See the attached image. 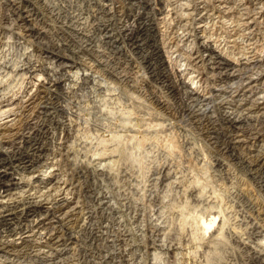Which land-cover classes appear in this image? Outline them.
<instances>
[{
    "label": "bare ground",
    "instance_id": "6f19581e",
    "mask_svg": "<svg viewBox=\"0 0 264 264\" xmlns=\"http://www.w3.org/2000/svg\"><path fill=\"white\" fill-rule=\"evenodd\" d=\"M34 1L31 2V0H3L4 6L13 13L12 15L15 17L14 19L16 20V22L19 23L21 31L23 33L22 36L25 37V39L32 38L31 41L35 39V42L39 44V46H43L44 44H46V49H44L43 53H40L39 55L40 60L38 61L37 60L31 61L28 57L29 53L28 54L24 53V55H22L20 59L18 58V60L10 59L8 61L5 62L2 61V63H0V178L13 177L12 176L13 173L11 171L15 170L16 169L15 167L19 165H23V169H25L24 170L25 175L27 174L26 177H28V179H33V178L35 179L40 177L41 182H39L37 185L28 183L26 186H22L26 183L24 181L25 177L20 179L25 182L24 184H21V182L17 181L16 183H11V184L8 183L5 185L2 183V181H0V188L2 189L4 188L3 191L0 190V226L2 227V229L1 228L0 229L4 230L3 231L4 235L2 234V236L0 237V252H5L7 250L8 253L9 249L11 247H15V245H17L18 247L21 246L22 248L24 245H25L24 247H26L27 246L26 244H31L30 246L33 247L32 257L34 258L35 264H168V258L170 257H173L172 258L174 261L173 264H187L186 262L191 259L188 260L186 259V261H184L185 259L184 256L188 257L189 256L188 254H190L192 257V254L188 252L179 251L180 242L178 243L179 248L177 247L176 244H174V242L177 240L175 239L176 237H174L175 240L173 241V243L171 241L170 242L167 241V237H169V234L173 233L171 232L172 229L171 224L173 223H170L169 225L168 222V221H172L173 215L171 216L172 219L169 220L170 219V217H168L169 215L165 217L163 216V214L165 208L173 206L172 203H171L172 205H170L169 203L171 200L168 202V199L171 196L170 194L173 193L170 192L171 189L173 190L172 187H175L176 185L180 184L179 186L182 187V192H183L182 198L184 197V195L191 194L192 197H194V199H196L197 201L196 205L199 204V209H197L198 207L196 206H195L196 208H194V206H191L192 209L195 210L197 209L201 211L200 212L201 214L196 212L199 214L198 216H196L197 214L194 215L195 213L192 214L193 211L191 212L190 217L183 215L185 214L184 212L188 211V209L190 208V204L186 200H184L183 202L184 198L181 201V203L183 202L181 208L177 206V209H175L176 205H178L176 203L175 208L171 207L169 209L172 211L174 210L176 211L179 208L178 213L180 212V215L183 216L180 217L183 218L184 220V221L180 220V222L183 221V223H179L180 217H178L177 219L179 226L180 224L182 226L179 227L180 229L186 228V226L189 223H191L192 220L191 223L192 237H190L189 235V237L191 238L189 240L193 239L195 243L198 244L205 243L204 245H206V240L209 237V235L213 239H218V240H220L223 237L224 230H226L225 227L227 226L226 224H228L226 219L227 218L226 216L228 215L225 214L224 207L222 209L221 206L216 207L210 202H208L209 200H207L205 197V191H204L205 187L203 189L204 184L201 185L202 182L200 183L197 180L192 181L191 179L190 184L189 183L186 184V182L184 183L185 176L183 178L181 174L179 175L180 170L178 171L177 168H174L173 163L169 165L166 162L168 165L164 163L163 165H157L158 162L157 163L155 162L156 165L152 167L149 166L150 168H148L149 169L148 171L147 169H145V171L148 172V174L144 173L147 176L146 175L143 176L142 171H144L143 169L144 163L145 160L146 161L148 160L146 158L147 154L145 155L144 153L145 146H147L148 136L146 137L147 139L143 138V136L142 138L137 137L136 132L138 130L137 129L138 127L135 126L136 124L133 123L132 121L133 119L131 120L130 118L131 116L130 113L133 110L130 111L129 113L128 112L129 110L126 109L128 110L127 111L128 113L126 112L124 114L123 113L124 111H122V114H124L125 116L124 115L121 116L120 120L109 121L111 119V118L109 119V117L112 116L110 110H113L109 108L110 105L112 104L111 101H114L115 99L119 100V98H115V96L112 93L114 87H112L111 84H109V82H107L103 78L102 72L100 73L101 70L99 71L98 66L95 65L94 62L92 63L88 59L79 57L78 53L73 49H71L73 46H69L66 43V41L63 39L64 37H62L60 33L59 34L55 33L53 30H50L51 28L49 29L44 22H40L37 20V17L34 16L35 12L33 13V9H32L33 8L32 3H34ZM93 1L94 0H92V2ZM132 1L139 2V0H132ZM140 1L142 4L144 3L143 7L145 9L150 8L151 6L150 4L152 2L150 3L149 0H147L146 2H142V0ZM196 1L198 2H196L197 5L196 7L194 6L195 7L194 10L197 13H199L198 15H202V18H204V20L202 19L201 23H199L196 31L199 34L198 35L199 40L201 41V48H202L201 50H203L204 54L205 53L206 54L203 56L201 52L195 55L192 54L187 59H189V61L191 63H194L197 67L200 66V65L198 66V64H200V62L202 61L204 65V61H205L208 63L209 68H212L213 70L216 67H219V65L221 64H226L230 66L231 67L230 71H231L232 69L238 68V66L243 65V63L245 62L250 63L251 60L249 57L248 58L242 57L243 50L239 43V37H242L241 35H239V33H242L240 32V26L244 25L250 28L255 21H259L257 20L258 10L255 9V11L257 10L256 12L252 10L251 12L253 14L251 15L247 11L248 7L244 6V3L242 4L237 2L239 4L236 5V2L234 1L235 3L233 4L236 6L231 7L232 5H230L231 4L230 2H233V0H196ZM94 2L90 4L93 10L94 7H96L97 5ZM190 2L187 3L190 4ZM182 3L184 2L182 1ZM259 3L261 2L259 1ZM188 4L186 5L184 4V5L187 6ZM249 10L251 9L249 8ZM223 11L229 13L231 11L233 12L229 16L230 17L229 24L231 23L232 25L236 26L234 32L231 26L228 24V22L227 23L224 22L226 24V27L228 28V32L230 33L229 35L230 39L226 44L229 45V47L232 48L233 50L231 49L229 50V47L224 49V46L226 45L222 47L218 41H215L214 39L212 40L210 37L211 35L209 36L208 34V30H210L207 29V27L209 26L208 19L220 18V20L218 21H224L222 20L224 19V17L220 15L221 12ZM192 14L193 13H190L191 16ZM206 15L209 16V18H206L205 17ZM262 15H264V11L262 12ZM136 19L133 20H136L135 23L137 24V27L135 25L136 27L135 29L134 27L131 28L133 29V31H135V34L132 35L133 36L132 41H134L135 43H140L141 41L143 42V40H148L149 37L152 38L154 35L151 34H158V31L155 28L158 25L157 23H155L156 19H151L148 13L141 14ZM116 21L120 22L118 24H121L123 22V19L120 17ZM189 21L190 20H188V22ZM106 24L102 23L100 25L103 26V28L101 29L103 30V33H105L103 34L105 39L108 40L110 44L111 43L117 44L119 42L118 34L114 31V29L111 30L112 28L111 26H110L111 28L109 29V27ZM125 26L122 25L120 27L119 26L117 27L121 31L120 34L121 33L123 34L128 29L129 26L128 25H127L128 27ZM212 26H214V24ZM97 27L99 26L97 25ZM236 34L239 35V37H237ZM187 35H188L187 37H189L191 34L188 32ZM238 49L239 52L237 51ZM39 51H41L40 48ZM237 52L239 54L238 56L241 55V58H243V60L246 59L245 62H243V60L240 57H239L240 59L235 57L237 55ZM245 55L247 54L245 53ZM253 58H257V57L253 56ZM51 59H53L54 61H52ZM39 62L40 64L37 65ZM76 63L78 64V66H75ZM42 76H44L43 77L44 81L40 85L41 88L45 89L44 91H46V94H48V98L46 99L47 101L46 104H49L48 101L52 100L49 97V95H55V93H57L58 91H62V93L64 92L63 94H69L77 89H84L85 92L86 93L88 92L90 95L89 103L86 100L88 103V106L86 107H90V109L94 110L97 114L102 116V119L103 117L108 119L106 122L104 121L105 124L108 121L112 122L111 123L112 128H110L111 132L108 129H105V127H103L101 124H97L98 121L97 122L94 121L97 120L95 118L98 115L92 120L93 122L83 118L81 119V117H79L78 120H80V123H78L75 127L74 125L71 124L73 123L71 119H68L67 121L68 123H65V129L68 132L73 131L75 138H77L76 140H78L77 145L73 142L68 143L67 146L63 145L64 147L61 145L63 149H65V152L61 153L63 149L62 147H60L58 151L51 150L52 152L48 154L49 156L46 155V157H42L41 152L44 151V146L41 144L40 141V139H42L40 138V134L42 130V126H41L42 123H40V119H41L40 117L41 115L44 116V114L41 113H45V112L40 110H37L35 112L31 111L30 115L28 114L29 116L26 115L24 117L21 114L23 118L21 117L18 119L13 116L15 115L14 114L15 111L20 109L18 107H23L27 109V108H31L32 104L34 103L33 100L34 96L30 94L31 93L30 87L23 88L24 83L26 81L25 79L27 77L29 79H34L35 77L39 78ZM18 90L20 92H18ZM19 93H21L20 96H18ZM39 93L41 92L39 91ZM260 96H258V98L256 97L255 98L256 100L259 101V102L257 101L258 104H263L262 108L264 110V95H262L263 98ZM81 100L82 99H80V102ZM121 101H123V98L121 99ZM52 102L50 103L56 104ZM114 102L116 104L120 103V101L119 103H117L118 101L117 102L114 101ZM39 104L35 105V107H37L38 109L41 108L46 109L48 107V105L44 104L43 106H39ZM158 104H160L163 107L167 106V102L165 100H159ZM256 104L253 103V105ZM81 105L83 104L81 103ZM60 107H61L60 109L61 111L66 110L64 105H61ZM82 107L83 106H81V108ZM86 107L85 110H87ZM89 111L91 110H88V112ZM80 113L82 115H85L81 111ZM261 113H263L264 115L263 111ZM45 114L49 115L47 113ZM250 114L251 112L248 111L246 112V114L244 113L245 115L244 117L240 114L243 118H237L233 115L230 117L228 116L229 118L227 119L232 124H234L235 127L238 126L242 127V125L245 123L244 121L249 120L253 116ZM72 116L74 117V115ZM17 120L19 121L17 122ZM78 120L76 119V121ZM24 122L26 124L24 125L23 128L20 129L17 127V125L21 126V124ZM257 122L255 119V124ZM99 123H101V120L99 121ZM247 123H250V121ZM247 123H245L246 126ZM111 125L109 126L111 127ZM150 125L151 126L146 125L147 126V127L145 126L146 128L144 127L145 129L144 132L148 133L150 129L154 131L163 128L161 122L160 123L155 122V124H150ZM72 126L73 129L71 130ZM106 130H108L109 133L111 134H108ZM161 131H164V129ZM169 138L170 137H167L165 141L161 142L162 143L161 151L166 156L175 158V156H178L181 153L182 150L181 145L177 143V141H175L176 140L175 137L174 140ZM262 138L263 139H261L260 145L258 146L259 149L256 148L258 150V154L256 156L257 158L255 159V162L252 161L253 164H251L252 166L251 169L252 171H254L253 173H255V175L264 173V137ZM239 142L242 143L243 141L239 140L238 144ZM62 143L64 144V142ZM72 143L75 144L77 147ZM5 147L7 150H5ZM189 150H188L189 154L192 155L193 146H191ZM32 155L33 158L37 157L41 159L42 162L40 164L43 163L42 166H40L41 168L38 167L39 169H37L35 167L34 165L35 163L32 160ZM148 157H150L149 151H148ZM176 158L177 160L179 159L178 157ZM199 158L201 159V157ZM172 161L174 160H171V162ZM148 165L146 164L145 166ZM175 167L177 166L175 165ZM179 167L182 166L180 165ZM202 167L204 168V166ZM200 169L202 168L200 167ZM31 181H35V180H31ZM201 181L204 180L201 179ZM232 181L234 180H231V183L233 186L236 187L237 191L240 192V195L243 194V197H245L244 196L245 194L249 199L253 196V194L252 196H250V191L252 190L249 191V188L247 187L248 184L247 185L245 184L246 182L244 183V181L242 180L237 182L236 181L232 182ZM159 187H161V189ZM157 189H160L161 191L158 192ZM185 199H187V196L185 197ZM175 201L173 200V202ZM251 201L254 202V199H252ZM154 205H155L154 207L155 209L152 207ZM188 212H186L185 215H188L187 214ZM174 217L176 219L175 214ZM261 220L262 221L260 223H257V226H259L261 229H264V218H262ZM175 231L177 232V230ZM178 232L176 234H178ZM174 235L175 234H173V236ZM176 242H178V240ZM196 248L197 250H199L198 248H200V246L198 245V247ZM200 249H202V247ZM254 251L259 264L260 263L264 264V239L257 243ZM180 252L182 253V257L179 258L178 253ZM192 253H194V251H192ZM17 264H23V263L19 262Z\"/></svg>",
    "mask_w": 264,
    "mask_h": 264
},
{
    "label": "rangeland",
    "instance_id": "374dc122",
    "mask_svg": "<svg viewBox=\"0 0 264 264\" xmlns=\"http://www.w3.org/2000/svg\"><path fill=\"white\" fill-rule=\"evenodd\" d=\"M33 1L34 0H31V2ZM146 1L147 0L145 1L142 0V2H146ZM182 1L184 3H182ZM186 1L188 3L190 1L191 2L190 4H188ZM234 1L236 2V5H238L239 3L242 4L244 3V6L248 7L247 11L251 15L253 14L251 11L252 10L255 11V9H257L259 11L258 12L256 10L257 18H258L257 20L259 21H255L256 24L254 22V24L250 28L244 25L240 26V32L242 33H239V35H241L242 37H239V35L237 34L236 35L237 37H239V43L240 46L242 47L243 55H245V53L247 54L245 56L242 55V57L243 58L249 57L251 62L246 63L245 62L246 59L243 60V58H241V55L238 56L239 55L238 54L239 49H238L237 55L235 57L237 58L240 57L245 63H243V65L241 66H238V68L232 69L233 71L232 70L230 71L231 67L226 64H221L219 65V67H216L213 70L212 68H209L208 63L205 61H204V65L202 61L200 62V64H198V66L200 65L201 67L200 66L197 67L194 63H191L189 59H187L192 54L195 55L200 52L202 56L206 54V53L204 54V51L201 50L202 49L201 41L199 40V36H198L199 34L196 31L199 23H201L202 19L204 20V18H202V15H198L199 13H197L194 10L197 5L196 2H198L196 0H177V1L149 0V2L152 3L150 4L151 5L150 8H146V9L143 7L144 3L142 4L140 0L139 2L137 1L134 2L132 0H96L94 3L97 5L96 7H94V10L90 5L93 3L92 0H35L34 3H32L33 13L34 12L36 13V14L34 13V16L37 17V20L40 22H44L47 25V27L49 29L51 28L50 30H53L55 33L57 34L60 33L62 37H64L63 39L66 41V43L69 46H73L72 48L71 47L70 48L76 51L79 57L88 59L92 63L94 62V64L98 66L99 71L101 70L100 73L102 72L103 78L107 82H109V84H111L112 87H114V89L112 88L114 90V91L112 90V93L115 96V98H119V100L115 99L114 101L116 102L118 101L117 103H119L120 101L119 104L121 106L119 104H116L114 101H111L112 104L110 105L109 108L113 109L110 110L112 113L111 115L113 117L109 115L110 116L109 119L111 118L109 121H115V120L118 121L120 120L121 116H123L128 110L129 113L132 110L134 111L130 113L131 114L130 118L131 120L133 119L132 120L133 123L136 124L135 126L138 127L137 128L138 130L136 132L137 137L142 138L143 136V138H146L148 136L147 146H145L146 151L144 150L145 155L147 154L146 158L148 160L147 161L145 160L144 163V168H143L144 171H142L143 176L146 175L144 173L148 174V172H146L145 169H147L148 171L149 170L148 168H150L149 166L151 167L155 166L157 162H158L157 165H163V163L166 165L168 164L170 165L173 163V167L177 168L178 171L180 170V172H182V173L179 172V175L181 174L183 178L185 176L184 183L186 182V184L188 183L190 184L191 179L192 181L197 180L200 183L202 182L201 185L204 184L203 189L205 187L204 190L205 197L207 200H209L208 202H210L216 207L221 206L222 209L224 207L225 214L228 215L226 216L228 224H226L227 226L225 227L226 230H224L223 237L220 240H218V239H213L209 235V237L206 240V245H204L205 243L204 244L195 243L193 239L189 240L191 239L190 237H192L191 235L192 220L191 223L187 225L188 229L187 226L184 229L183 228L180 229L179 227L181 226V224L179 226V223H183L184 220L183 218H181L183 216L180 215V212L178 213V210L183 205L184 200H186L190 204V208H189L190 211L189 209H188L189 212L186 211L188 212L187 213L188 215H185L186 212H184L185 214L183 213L182 214L184 216L190 217V214L193 211L192 214L195 213L194 215L197 214L196 216H198L199 214H201L200 213L201 211L197 210L199 209V204L196 205L197 201L196 199H194V197H192L191 194L184 195L183 197L184 199L182 198L183 192H182V187L179 186L180 184L176 185L177 188L176 186L172 187L173 190L171 189L170 192L173 193L170 194L171 195L170 198L173 197L175 199L173 198L172 199L176 201L173 202L172 199L170 198L168 199V202L171 200L169 203L170 205L173 204V206L165 208L163 216L167 217L169 215L168 216L170 217L169 220H171L173 217L172 221H168V222L169 225L170 223H173L175 227L173 224H171L172 226L171 232L173 233L169 234V237L170 235L171 237L170 238L167 237V241L168 242L171 241L173 243V241L177 239L178 242H176L177 241L176 240L174 244H176L177 247L180 245L179 246L180 248L178 247L179 251L188 252L192 254L193 258L191 257L190 254H188L189 255L188 257L183 255L185 258L184 261H186V259L187 260L191 259L186 262L187 264L189 262H190L189 264H195V262L196 264H203V262L204 264L205 263L207 264V261L208 264H259L254 250L256 248L257 243L264 239V233H263L264 229H261L259 226H257V223H260L262 221L261 219L264 218V173L255 175V173H253L254 171H252L251 169L252 168L251 164H253L252 161L255 162V159L257 158L256 157L258 154L257 149H259L258 146L260 145V141L261 139H263L262 137H264V119H263L264 115L263 113H261L262 111L264 112L262 108L263 104H258L257 103L258 100H256L258 96L261 95L260 97H262V95H264V34H263L264 15H262V12L264 11V5H263L264 0H253V1L233 0V2H230L231 3L230 5H232L231 7L236 6L233 4L235 3ZM259 1L263 4L259 3ZM0 3H1L0 4L1 5L0 6V61L1 62L0 63H2V61L5 62L10 59L18 60V58L20 59L22 55H24V53L26 54L29 53L28 57L31 61L40 60L39 55L40 53L44 52V49H46V44H44L43 46H39V44L35 42V39L32 41H31L32 38L25 39V37L22 36L23 33L21 31L19 23L16 22V20L14 19L15 17L12 15L13 13L4 6L3 0H0ZM184 4L185 5L188 4V5L185 6ZM249 8L251 10H249ZM121 12L123 15L121 14ZM144 13L146 14L148 13L151 19H156L155 23H157L158 25L155 28L158 31V34H151L154 36L153 37L151 36L152 38L149 37L148 40H143V42L141 41L142 42V43L140 42L141 44L135 43L134 41H132L133 38L132 35L135 34V31H133V29L131 28L134 27L135 29L137 27V24L135 23L137 20L136 18H138L141 14ZM190 13H193L192 16L190 15ZM231 13L233 12L232 11L230 13L224 11L221 12L220 15L224 17V19H222L224 21H218L220 20V18L211 19L209 18V16L207 15L205 16L206 18H209L208 19L209 26L207 27V29L211 30V31L208 30L209 36L211 35L210 36L211 39L218 41L222 47L226 45L224 46V49L229 47V45H227L226 43H228L230 39L229 36L230 33L228 32V28L226 27L225 23L228 22L229 24L230 22L229 16ZM120 17L123 19V22L121 24L124 26L126 24L125 27L129 26L126 32H124L125 34L124 33L120 34L121 31L119 30V28H117L118 26L119 27L122 26L121 24H118L120 22L116 21ZM188 20L190 21L188 22ZM102 23L105 24L107 23L106 25L109 27V29L112 27L111 30L114 29V31L118 34L119 42L117 44L116 43L110 44V42L105 39L103 35L105 33H103V30L101 29L103 28V26H100ZM213 24L215 27L212 26ZM97 25L99 27H97ZM229 25L231 26L234 32L236 26L232 25L231 23ZM186 31L187 34L188 32L191 34L189 37H187L188 35L186 34ZM39 48L41 51H39ZM230 49L233 50L232 48L229 47V50ZM252 55L254 57L256 56L257 58H253ZM51 60L54 61L53 59ZM39 64L40 62L37 65ZM75 66H78V64L76 63ZM43 77L44 76L39 78L35 77L34 79H29L27 77L25 79L26 81L24 83L23 88L30 87V91H31L30 94L34 96L33 98L34 103L32 104L31 108L26 109L23 107H18L20 109L17 110L18 112L15 111L14 113L15 115H13L17 119L21 117L23 118V116L25 117L28 114L30 115L31 111L35 112L37 110L44 111L45 113L49 114L46 115L45 113H41L44 114V116L41 115L40 117L41 118L40 123H42V125L40 124L42 126V130L40 134V138L42 139H40V141L41 144L44 146V151L41 152L42 157H46V155H48L52 151H58L60 147H62L63 145L67 146L68 143L73 142L77 145L78 140H76L77 138H75L73 131L68 132L65 129V123H68L67 122L68 119H71V121L73 122L71 124L74 125L75 127L78 123H80V120H78L79 117H81V119L83 118L93 122L92 120L98 115L95 118L97 120L94 121L95 122L98 121L97 124H101L103 127H105V129H108L109 131L111 130L110 128H112L111 125L112 122L108 121L109 123L107 122L105 124L104 121L106 122L108 119H106L105 117H103L102 119V116L97 114L94 110L90 109V107H86L88 106L90 95L88 92L86 93L84 89H77L74 92L69 93L70 95L63 94L64 92L62 93V91H58L57 93H55V95H49V97L52 100L48 101L49 104H46L47 102L46 99L48 98V94H46V91H44L45 89L41 88L40 85L44 81ZM39 91L41 93H39ZM18 92L20 91L18 90ZM20 95L21 93H19L18 96ZM122 98L123 101H121ZM80 99H82L81 102ZM86 100L88 101V103ZM159 100H165L167 102V106H166L167 108L158 104ZM50 102L56 104H51ZM81 103L83 105H81ZM253 103L254 104L257 103V104L253 105ZM37 104H39V106H43L45 104L48 105V107L46 109L44 108L38 109L37 107H35V105ZM60 104L65 106L66 108L65 111L60 110L61 109ZM78 105L80 109L78 108ZM81 106H83L82 107L83 109L81 108ZM258 106L261 107L259 108ZM85 107L87 110H85ZM88 110L91 111L88 112ZM80 111L83 112V114L85 115H82ZM122 111H124L123 112L124 114H122ZM248 111H250L251 112L250 115L253 116L251 117L252 120L250 118L249 120L244 121L245 123L250 121V123H247V126L243 122L244 124L242 125V127L241 126H238L239 128L235 127V125L232 124L227 119L233 115L237 118H243L245 116L244 113L246 114V112ZM113 114L114 115L116 114L115 115L116 117ZM72 115H74V117ZM86 116L88 119L86 118ZM254 118L256 119V122L258 119V122L256 124ZM76 119L78 121H76ZM100 120L101 123H99ZM18 121L19 120H17V122ZM155 122L156 123L161 122L163 128L157 129L158 131L157 130L152 131V129H150L149 130V132L151 131L150 133L144 132L145 131L144 127L146 125L151 126L150 124H155ZM25 124L26 123L24 122L21 124V126L17 125V127L21 129L24 127ZM109 125H111V127ZM72 129L73 126L71 130ZM163 129L164 131H161ZM108 130H106L107 133L111 134L109 133ZM161 134L164 135L162 136ZM153 135L155 138H157L160 141L155 139ZM173 136L176 138L175 141H177V143L181 145V149H182L181 153L178 156H175V158L168 157L161 151L162 149L161 142L165 141L167 137H170L169 139L174 140L175 138ZM239 140H242L243 144L241 142H239L238 144ZM62 142H64V144ZM191 146H193V151H194V152L192 151V155L189 154L190 151L189 149L191 148ZM5 150H7L6 147ZM147 150L149 151L150 157H148ZM63 152H65V149L61 151V153ZM176 157H178L179 159L177 160ZM199 157H201V159ZM167 158L169 161L167 160ZM32 160L34 161L35 163L34 165L37 169L41 168L40 166H42L43 164V163L40 164L42 162L41 159L37 157L33 158L32 155ZM171 160L174 161L171 162ZM146 164L149 165L145 166ZM175 165L177 167H175ZM178 165L179 166L181 165L182 167H179ZM202 166H204V168L206 166L207 169L206 168L204 169ZM200 167L202 169H200ZM15 168L16 171L15 170L11 171L14 174V175L12 174L13 177L0 178V181H2L3 184L5 185L8 183L11 184V183H16L18 181L21 182V184H24L26 182L24 185H22V186H26L28 183L37 185L39 182H41L40 177L35 179L34 178L28 179V177H26L27 174L25 175L24 172L25 169H23V165H19ZM23 177H25L24 178L25 182L23 180H20ZM201 179L204 181H201ZM230 179L234 180L232 182L235 181L237 182L241 180L244 181V183L246 182L245 184L249 185V186L247 185L249 191L252 190L250 191V196H252V194L253 196L250 199L251 200L254 199V202L251 201L245 194H244L245 197H243V194L240 195V192H238L236 187L232 185ZM31 180H35L37 182ZM159 188L161 189V187ZM160 189H157V191L158 192L161 191ZM0 190L3 191L4 188L3 189L0 188ZM186 196L187 199H185ZM182 199L183 202L181 203ZM176 203L178 205H176ZM177 206L179 207L178 210H176L177 212L175 210L174 211L169 210L171 207L177 209ZM191 206H194V208L198 207L196 209L197 211L195 209H192ZM152 207L154 208L155 205ZM196 212H198L199 214ZM174 214L176 215V219L174 217ZM178 217L181 218V219L179 218V223L177 222ZM180 220L183 221L180 222ZM0 228L2 229L1 226ZM173 228L177 230V232L178 231L180 232L176 234L177 232ZM1 229H0V237L2 236V234L4 235L3 232L4 230ZM181 231H183L184 233ZM173 234L175 235L173 236ZM174 237L176 238L174 239ZM197 244L200 246V248L202 247V249L198 248L199 250H197L196 248L198 247ZM26 245L27 248L24 247L25 246L24 245L22 247L23 250L21 246L18 247L17 245H15V247H11L9 249L8 253L7 250L5 252H0V259H1L0 264H17L19 262H22L23 264H30V263L35 264L34 258L32 257L33 247L30 246L31 244H26ZM194 246L198 253L196 252ZM192 251H194V253H192ZM181 252L178 253L179 258L182 257ZM193 254H195L196 256ZM197 255H199L200 257ZM172 258L173 257L168 258V264H173L174 261Z\"/></svg>",
    "mask_w": 264,
    "mask_h": 264
}]
</instances>
